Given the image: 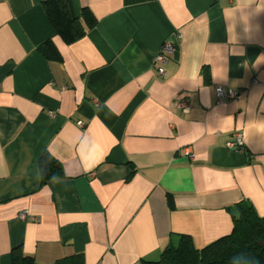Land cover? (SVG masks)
I'll return each mask as SVG.
<instances>
[{
	"label": "crops",
	"instance_id": "1",
	"mask_svg": "<svg viewBox=\"0 0 264 264\" xmlns=\"http://www.w3.org/2000/svg\"><path fill=\"white\" fill-rule=\"evenodd\" d=\"M43 1L0 0V264L16 246L38 264H138L178 233L227 234L240 199L264 215V0H64L96 20L70 44ZM216 85L237 95L217 102ZM44 151L63 175L42 185Z\"/></svg>",
	"mask_w": 264,
	"mask_h": 264
},
{
	"label": "trees",
	"instance_id": "2",
	"mask_svg": "<svg viewBox=\"0 0 264 264\" xmlns=\"http://www.w3.org/2000/svg\"><path fill=\"white\" fill-rule=\"evenodd\" d=\"M46 15L63 43L70 44L92 28L96 20L84 8L79 16H72L64 0H44ZM38 51L48 60H58L60 53L51 38L43 41ZM40 184L63 175L60 162L47 151L38 160ZM169 202V199H168ZM231 230L202 247H196L190 235L178 233L169 241L157 259H142L138 264H264V215L258 214L247 199H240L228 207ZM11 264H38L20 246L11 250ZM55 264H84L82 253L61 257Z\"/></svg>",
	"mask_w": 264,
	"mask_h": 264
},
{
	"label": "built area",
	"instance_id": "3",
	"mask_svg": "<svg viewBox=\"0 0 264 264\" xmlns=\"http://www.w3.org/2000/svg\"><path fill=\"white\" fill-rule=\"evenodd\" d=\"M180 37H181V34H178L176 36V38H178V39ZM176 48H177V44H176L174 38L173 39H166L163 42L159 52L154 56V59H153V62L157 68L158 75L163 76L165 74L163 64L166 63L167 57L169 55H172L176 51ZM215 91H216V95H217V102H223L224 100L229 99V98H234L237 95L236 91H233L231 89H225L219 85L215 86ZM174 106L176 108L180 109L181 111H188V108H189L186 101L183 99H177L174 103ZM77 123L79 125L82 124L80 121ZM226 146H227V148H230V149H241L243 147V139H242L241 134L236 133L234 135V137L227 142ZM184 149H185L184 152H185L186 156L191 158L192 153H191L190 146L187 145L184 147ZM19 218H21V219H27V218L32 219L33 217L28 215L27 210H23L19 213Z\"/></svg>",
	"mask_w": 264,
	"mask_h": 264
}]
</instances>
